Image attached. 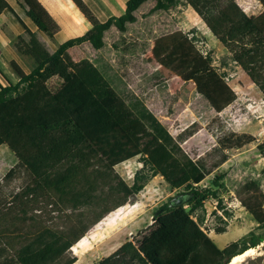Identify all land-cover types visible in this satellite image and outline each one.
Segmentation results:
<instances>
[{
  "label": "trees",
  "instance_id": "obj_1",
  "mask_svg": "<svg viewBox=\"0 0 264 264\" xmlns=\"http://www.w3.org/2000/svg\"><path fill=\"white\" fill-rule=\"evenodd\" d=\"M71 1L91 28L82 36L58 43L59 26L39 0H19L28 19L55 50L34 34L46 54L43 61L15 83L0 67V77L6 83L0 82V148L7 147L17 159L7 178L22 168L45 192L56 196L65 210L103 209L88 225L76 220L80 232L74 228L69 232L44 228L29 238L0 236V264H75L77 257L71 251L80 238L111 212L135 204L136 196L159 175L172 190H183L178 195L183 203L171 206V199L162 205L154 213L153 223L136 239L123 243L97 264H229L233 257L263 243L264 192L260 182L247 181L239 190L256 230L220 248L202 225L206 201L216 200L223 208L224 176L218 174L208 186H199L227 161V156L213 168L191 159L178 140L193 136L197 129L188 127L178 140L173 138L101 54L105 36L113 28L120 34L114 48L119 50L121 46L123 56L134 52L135 45L126 37L128 27L137 22V12L150 0H127L124 13L105 22L84 0ZM257 1L263 7L258 16L245 13L236 0H155L151 12L191 7L264 96V0ZM5 9L6 4L0 1V10ZM196 40L194 35L172 36L167 42L165 67L184 81L193 82L198 94L220 113L236 100V95L226 82V73L220 75L212 67L210 57L195 46ZM81 48L87 53L75 60L73 52ZM52 79L60 81L55 88L49 85ZM114 93L137 116L127 127L104 104ZM257 149L264 159V140ZM135 158L143 168L128 184L115 174V168ZM217 220L224 226H214L213 231L222 235L227 232L226 223L219 216Z\"/></svg>",
  "mask_w": 264,
  "mask_h": 264
},
{
  "label": "rangeland",
  "instance_id": "obj_2",
  "mask_svg": "<svg viewBox=\"0 0 264 264\" xmlns=\"http://www.w3.org/2000/svg\"><path fill=\"white\" fill-rule=\"evenodd\" d=\"M0 1L5 3L8 9L11 8L5 0ZM15 1L14 7L23 19L31 24L27 25L20 19L23 23L20 27L30 38L12 36L11 47L26 64L33 66L43 61L46 54L40 44L32 38L36 26L26 16L19 0ZM43 1L49 3L47 0ZM101 1V9L107 10L111 7L115 16L124 13L123 0ZM236 2L251 16H258L263 10L257 0ZM71 3L67 4V7L59 6L63 13L55 16L61 31L57 36L58 42L87 31L89 23ZM155 3V0H150L145 4L136 14L137 22L128 27L126 37L135 45L134 52L123 56L121 46L119 50L114 48L113 45L119 40L120 34L113 28L105 36V47L101 54L120 72L128 89L144 102L173 138L178 140V135L188 127L197 129L193 136L184 141L178 140L184 153L191 159L204 163L207 168H213L222 156H227V161L215 168L199 186H208L210 180L218 174L224 176L222 183L226 191L221 197L227 199L224 201L227 203L225 206L230 205L233 211L230 214L231 219L227 216L228 222L223 220L227 232L216 235L213 231L214 226L223 227L224 224L217 220V216L213 217L214 201L211 199L204 204L206 220L202 228L220 248H225L257 227L242 204L239 190L247 181L258 180L264 192V159L257 149V145L264 140V96L243 69L231 60L226 49L192 8L153 13L151 10ZM91 6L88 5L93 13L99 11L93 3ZM107 14L109 16L110 13ZM107 14L99 13L97 16L102 19L105 15L102 19L105 20ZM186 35H194L197 39L195 46L204 56L210 57L212 67L220 75L226 73V82L236 95V100L220 113L198 94L193 82L184 81L165 67L168 61V40L172 36ZM47 41L51 50H55V45L49 39ZM86 53L87 50L83 48L74 51V59L79 60ZM6 58V55L0 58V66L8 71L9 62L5 63ZM12 66L15 68L14 62ZM59 84L58 79L49 82L53 88ZM104 104L124 127L137 120V116L117 93L106 98ZM249 139H252L251 143L248 142ZM2 151L1 149L0 236L29 238L44 228L56 232H69L74 228L80 232L81 226L76 220H80L82 226L88 225L102 211L103 207L65 210L58 203L56 196L45 192L22 168H18L12 178H7L6 174L15 166L17 159L13 153L3 154ZM142 168V164L135 158L116 167L115 174L131 184L134 174ZM182 192L183 190H172L160 175L152 178L136 196L135 204L130 203L111 212L80 238L71 251V255L77 257L75 264H97L102 258L114 253L123 243L136 239L153 223L154 213ZM254 249L256 254L240 264H264V242ZM13 254L14 251L11 252V255Z\"/></svg>",
  "mask_w": 264,
  "mask_h": 264
},
{
  "label": "crops",
  "instance_id": "obj_3",
  "mask_svg": "<svg viewBox=\"0 0 264 264\" xmlns=\"http://www.w3.org/2000/svg\"><path fill=\"white\" fill-rule=\"evenodd\" d=\"M5 1L9 4V6L11 8H9V9L7 8V9H5L3 11L0 10V58L3 55H6L7 58L5 59V61H6L5 63L9 62L8 65H7L8 71L4 70L3 67H1V66L0 67L2 68L4 73L8 76V78L12 82L15 83V82L19 81L22 77H24L27 74H29L32 66L26 64L24 62V60L18 55V53L11 47L10 39H11L12 36H14V37L21 36V37H23L22 35H24V34H25L24 35L25 37L30 38L29 36L26 35L25 32H23L22 28L20 27V24H23L20 21V19L22 21H24L27 25H31V24H29L28 21H25V19H23V17L21 16V13L17 10L16 7H14V4L16 5V3H15L16 1L15 0H5ZM47 1L49 3H45L43 0H39V2L44 6V8L48 11V13L53 17V19L55 21H56L55 16L56 15L60 16V14L63 13L59 6H63V7L66 6L67 7V4H70L72 2L71 0H69V1L68 0H47ZM100 1L99 0H84V2L86 4L91 6V3H93L94 6H96L98 8L99 11H97V12L94 11L96 17L100 21L105 22L110 17L115 16V13L111 10V7H109L110 9H107V10L101 9L99 7V4H100L99 2ZM122 2H123L122 12H124L125 9H126L127 0H125V1L123 0ZM72 5L74 6V3ZM70 8H72V7H70ZM186 9H191V7H187ZM99 13L100 14L110 13V14H109V16L107 14V16H106L107 18L105 20H102V19L105 18L104 17L105 15H103L104 18L102 17V19H100L99 16H97ZM56 23L58 24L57 21H56ZM58 26H59V24H58ZM87 27H88L87 28V31H88L91 28L90 24L87 25ZM34 34L37 35V37H38L40 42L48 44V41H47L48 39H46V35L44 33L40 32L38 29H36V31H33V35H32L33 39H35L34 38ZM59 34H61L60 30H59V32L56 35V41L57 42H58L57 36ZM82 35L83 34L78 35V36H74V37H79V36H82ZM74 37H71V38H74ZM71 38H69V39H71ZM65 41H63V42H65ZM58 43H62V42H58ZM12 62H14L16 69L13 68ZM0 82L3 83V84H6L5 81L2 79V77H0ZM1 149L3 150L2 153L4 152V153L10 154V150L7 147H3ZM1 149H0V152H1Z\"/></svg>",
  "mask_w": 264,
  "mask_h": 264
},
{
  "label": "built area",
  "instance_id": "obj_4",
  "mask_svg": "<svg viewBox=\"0 0 264 264\" xmlns=\"http://www.w3.org/2000/svg\"><path fill=\"white\" fill-rule=\"evenodd\" d=\"M207 54V52L205 53V55ZM223 200V208H220L218 205V201H214V211L212 212V214L214 213L215 215L213 217L219 216L221 217L225 222H228V217L226 216V212H228L229 214H231L233 211L231 209L230 205L225 206L227 203H224V201H227L226 198L221 197ZM211 213L208 215L210 216ZM229 219H231V216L229 217ZM203 229V228H202Z\"/></svg>",
  "mask_w": 264,
  "mask_h": 264
},
{
  "label": "bare ground",
  "instance_id": "obj_5",
  "mask_svg": "<svg viewBox=\"0 0 264 264\" xmlns=\"http://www.w3.org/2000/svg\"><path fill=\"white\" fill-rule=\"evenodd\" d=\"M255 254H256V249H254V248L248 249L244 253L239 254V255L233 257L232 260H231V262L229 264H240L245 259H247L248 257H251V256H253Z\"/></svg>",
  "mask_w": 264,
  "mask_h": 264
},
{
  "label": "water",
  "instance_id": "obj_6",
  "mask_svg": "<svg viewBox=\"0 0 264 264\" xmlns=\"http://www.w3.org/2000/svg\"><path fill=\"white\" fill-rule=\"evenodd\" d=\"M173 203H174V204H178V205H180V204L183 203V199H182L180 196H176V197H174V198L170 201L169 204L172 206Z\"/></svg>",
  "mask_w": 264,
  "mask_h": 264
}]
</instances>
